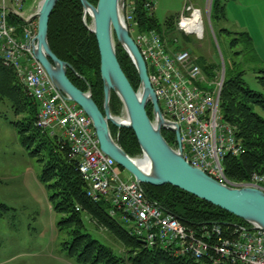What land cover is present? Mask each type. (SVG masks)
Wrapping results in <instances>:
<instances>
[{"label":"built area","instance_id":"built-area-1","mask_svg":"<svg viewBox=\"0 0 264 264\" xmlns=\"http://www.w3.org/2000/svg\"><path fill=\"white\" fill-rule=\"evenodd\" d=\"M155 3L125 0L122 21L145 63L163 118L178 126L184 161L222 185L264 192L263 176L253 175L242 184L226 178L224 159L239 157L243 148L234 128L220 116L222 79L213 87L204 85L205 75L196 58L187 50L178 51L176 39H168L159 30L142 28L137 12L142 9L152 15ZM24 4L25 0H0V64L12 70L37 105L35 127L50 135L55 130L61 132L86 186V197L94 204L106 202L109 215L118 218L130 236L171 258L200 264H264V231L220 224L187 226L151 203L136 182L120 177L115 162L100 150L91 120L53 86L34 59L36 13L30 14ZM174 30L185 38L202 40V11L186 7ZM120 119H124L123 114Z\"/></svg>","mask_w":264,"mask_h":264},{"label":"trees","instance_id":"trees-1","mask_svg":"<svg viewBox=\"0 0 264 264\" xmlns=\"http://www.w3.org/2000/svg\"><path fill=\"white\" fill-rule=\"evenodd\" d=\"M87 1L96 6L98 0ZM228 1L212 0L210 15L213 20L225 19ZM82 14L79 0H59L49 19L48 43L53 54L71 66L72 70L66 74L69 81L82 92H90L93 101L102 111L103 84L99 53L94 36L82 23ZM136 17L145 30L161 28L154 15H148L142 9H139ZM174 20V17L166 19L164 27L172 30ZM87 21L90 22L88 18ZM222 31L230 35L228 31ZM243 40L245 43L249 41L246 37ZM238 41L240 39L234 38L231 46L237 45ZM116 54L123 73L136 91L139 85L137 72L117 43ZM202 68L206 76L212 77L214 66L206 65ZM259 79L264 85V77ZM1 101L8 102L13 112L14 120L10 125L16 132L19 144L41 165L39 182L51 192L54 211L62 216L57 222V230L66 236L62 248L69 260L75 264H200L187 259L171 258L157 247L146 248L140 240L129 235L118 218L109 215L106 202L92 203L86 197V186L77 174L76 161L69 156L68 144L63 138L50 136L48 132L35 127L37 105L27 96L12 70L0 64ZM149 108L151 113L152 108ZM255 109L264 112V95L247 88L242 71L226 69L220 98V116L223 122L235 129L236 138L243 148L239 157L228 156L223 161L224 174L231 183H246L252 174L264 177V118ZM110 111L113 116L123 112L122 103L113 92ZM109 130L112 138L130 158L141 156L131 130L117 129L111 124ZM168 134L162 133V136L174 148L175 136ZM142 190L151 203L157 204L187 226L219 223L250 227L231 214L175 187L142 186ZM84 216L90 217L99 228H104L124 247L125 258L115 255L111 249L85 232Z\"/></svg>","mask_w":264,"mask_h":264},{"label":"rangeland","instance_id":"rangeland-1","mask_svg":"<svg viewBox=\"0 0 264 264\" xmlns=\"http://www.w3.org/2000/svg\"><path fill=\"white\" fill-rule=\"evenodd\" d=\"M41 1L25 0L24 9L34 14ZM211 2L156 0L152 14L161 25L159 31L168 39L177 40L175 48L178 51H189L201 70L206 65L214 66L212 77L204 74V85L208 83L213 87V83L220 79L223 82L226 69H232L242 71L248 89L264 95V85L259 79L264 77V0H229L225 6V19L217 21L210 15ZM190 3L203 14L202 40H197L195 36L185 38L174 27L172 30L164 27V22L170 17L175 18V26L180 13ZM87 25L90 27V22L87 21ZM245 37L249 39L246 43L242 41ZM234 38L240 41L231 46ZM255 111L264 118L263 111ZM114 117L120 119L122 113ZM13 120L9 103L1 101L0 264H75L66 257L62 248L66 236L57 230V222L62 216L54 211L51 192L39 182L41 165L19 144L16 132L10 125ZM54 134L63 137L57 130ZM117 172L124 181L133 180L127 171L117 167ZM84 225L85 232L93 239L111 249L115 255L125 258L124 247L104 228H99L88 216H84Z\"/></svg>","mask_w":264,"mask_h":264},{"label":"water","instance_id":"water-1","mask_svg":"<svg viewBox=\"0 0 264 264\" xmlns=\"http://www.w3.org/2000/svg\"><path fill=\"white\" fill-rule=\"evenodd\" d=\"M58 2L59 0H42L39 4L34 16L37 35L33 56L44 68L53 86L91 120L102 153L127 171L140 187H175L231 214L253 229L264 231V192L257 188L222 185L184 161L178 126L163 118L148 80L145 63L122 21L125 0H98L96 6L87 0H79L83 10L82 23L94 36L99 53L100 78L103 84L102 111L93 101L90 92H82L69 81L66 74L68 70H72L71 66L59 60L50 49L49 19ZM86 13L88 17L85 18ZM87 18L90 20V27L87 25ZM116 43L124 50L137 72L139 88L136 91L118 63ZM112 92L122 103L124 119L120 120L121 123L114 120L110 111ZM147 106L152 108V119L147 115ZM110 124L117 129H129L134 133L145 168H140L112 138ZM162 130L174 133L177 150L165 141Z\"/></svg>","mask_w":264,"mask_h":264},{"label":"bare ground","instance_id":"bare-ground-1","mask_svg":"<svg viewBox=\"0 0 264 264\" xmlns=\"http://www.w3.org/2000/svg\"><path fill=\"white\" fill-rule=\"evenodd\" d=\"M188 6H191V5H188ZM188 6H186V7H188ZM185 7V8H186ZM193 7V6H192ZM184 8V9H185ZM194 8V7H193ZM196 9V8H195ZM198 16V15H197ZM200 16H201V14H200ZM86 17H88V13H86L85 14V18ZM114 120L115 121H117L118 123H121V119H119V118H117V117H114ZM134 160H135V162H136V164L140 167V168H145L144 166V162L145 161H142L141 159H139V158H133ZM137 160V161H136ZM116 164V163H115ZM117 167H119V166H117ZM120 168V167H119ZM122 169V168H121ZM253 175H256V174H252L251 176H250V178L253 176ZM230 187H233V188H236L235 186H230ZM240 188H242V187H240ZM246 188V187H245ZM249 188H251V187H249ZM211 224H219V223H211ZM220 225H223V226H226L227 224H220ZM226 227H238L237 225H233V226H226Z\"/></svg>","mask_w":264,"mask_h":264},{"label":"flooded vegetation","instance_id":"flooded-vegetation-1","mask_svg":"<svg viewBox=\"0 0 264 264\" xmlns=\"http://www.w3.org/2000/svg\"><path fill=\"white\" fill-rule=\"evenodd\" d=\"M149 107H150V106H147L146 112H147V115L149 116V118L152 119L153 116H152V113H150V108H149ZM150 114H151V115H150ZM161 132H162V133H167V135H169L168 133L173 134L172 132H170V131H166V130H162Z\"/></svg>","mask_w":264,"mask_h":264},{"label":"crops","instance_id":"crops-1","mask_svg":"<svg viewBox=\"0 0 264 264\" xmlns=\"http://www.w3.org/2000/svg\"><path fill=\"white\" fill-rule=\"evenodd\" d=\"M191 6H193V3H190ZM4 207V206H3Z\"/></svg>","mask_w":264,"mask_h":264}]
</instances>
